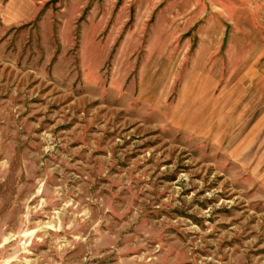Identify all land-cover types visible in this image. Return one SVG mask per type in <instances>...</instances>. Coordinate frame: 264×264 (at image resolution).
I'll list each match as a JSON object with an SVG mask.
<instances>
[{
	"label": "rangeland",
	"instance_id": "1",
	"mask_svg": "<svg viewBox=\"0 0 264 264\" xmlns=\"http://www.w3.org/2000/svg\"><path fill=\"white\" fill-rule=\"evenodd\" d=\"M0 264H264V0H0Z\"/></svg>",
	"mask_w": 264,
	"mask_h": 264
}]
</instances>
